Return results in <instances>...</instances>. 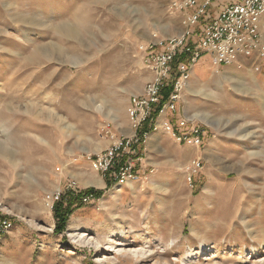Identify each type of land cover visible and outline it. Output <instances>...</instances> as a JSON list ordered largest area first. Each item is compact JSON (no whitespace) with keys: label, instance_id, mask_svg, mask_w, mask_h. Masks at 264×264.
<instances>
[{"label":"rangeland","instance_id":"1","mask_svg":"<svg viewBox=\"0 0 264 264\" xmlns=\"http://www.w3.org/2000/svg\"><path fill=\"white\" fill-rule=\"evenodd\" d=\"M170 1L0 0V264H264V75L250 63L192 68L180 114L199 150L149 134L142 180L109 189L83 158L111 144L108 126L131 135L139 46L183 32ZM70 180L102 195L56 232L45 197Z\"/></svg>","mask_w":264,"mask_h":264},{"label":"built area","instance_id":"2","mask_svg":"<svg viewBox=\"0 0 264 264\" xmlns=\"http://www.w3.org/2000/svg\"><path fill=\"white\" fill-rule=\"evenodd\" d=\"M198 1L171 0L169 3L168 12L180 17L182 37L139 46L149 79L139 95L129 98L127 116L131 135L115 136L108 126L106 135L111 144L83 157L93 171L107 177L113 186L142 180L145 172L140 165L137 146L149 134H166L178 145L198 150L203 146L201 127L180 114L192 68L203 57H210L216 68L235 64L242 67L250 63L255 73L264 75V0H234L205 23L202 19L206 17L210 0L200 7ZM196 26L198 34L192 37L191 31ZM158 47L160 51L156 50ZM201 169L200 158L190 162L185 173L190 185L193 175ZM65 193L79 194L75 181H68L64 190L46 195L49 208L53 209ZM90 199L84 198L83 203ZM8 227L3 223L4 229Z\"/></svg>","mask_w":264,"mask_h":264},{"label":"trees","instance_id":"3","mask_svg":"<svg viewBox=\"0 0 264 264\" xmlns=\"http://www.w3.org/2000/svg\"><path fill=\"white\" fill-rule=\"evenodd\" d=\"M111 187L112 185L110 183L107 184L108 189ZM101 195V192H97L93 189L85 190L84 192L79 193L77 196H73L70 193H65L61 200L53 207V214L57 222L56 232H60L62 230L61 225L65 223L66 218L70 214L71 210H73V207L75 209H80L84 207V198L89 197L91 199H99Z\"/></svg>","mask_w":264,"mask_h":264},{"label":"crops","instance_id":"4","mask_svg":"<svg viewBox=\"0 0 264 264\" xmlns=\"http://www.w3.org/2000/svg\"><path fill=\"white\" fill-rule=\"evenodd\" d=\"M208 0H199L198 1V7L200 6H203V4H205ZM214 0H210L209 1V5L207 7V10L209 8L210 5H212ZM234 0H217V2L215 3V6H214V9H213V12L211 13H208L207 16L205 18L202 19V22L205 23L207 22L209 19H213L214 17H216L221 11H223L227 6H229ZM181 34V33H180ZM208 57H206V60H207ZM210 66L207 65L206 62H200L199 64H197L194 68H193V72L200 75V71H203V72H208L210 70L209 68ZM198 69V71H197ZM206 72V74H207ZM129 104V103H128ZM89 186H94L95 187H98V186H101L102 185V181L101 182H97L95 184H88Z\"/></svg>","mask_w":264,"mask_h":264},{"label":"bare ground","instance_id":"5","mask_svg":"<svg viewBox=\"0 0 264 264\" xmlns=\"http://www.w3.org/2000/svg\"><path fill=\"white\" fill-rule=\"evenodd\" d=\"M182 35H183V33L181 32V34H180V37H182ZM154 38H155V36H154ZM231 80H233V78L231 79ZM129 133V132H128ZM128 135V134H127ZM130 184H132V183H130ZM118 186H120V185H118ZM207 246L205 245V243H200L199 245H198V253H197V255L198 256H200V255H204V253L205 252H207ZM145 253L143 252L141 255H144ZM196 255V256H197Z\"/></svg>","mask_w":264,"mask_h":264}]
</instances>
